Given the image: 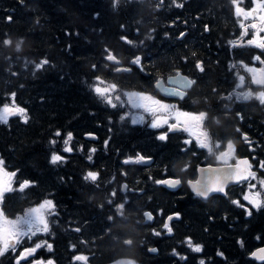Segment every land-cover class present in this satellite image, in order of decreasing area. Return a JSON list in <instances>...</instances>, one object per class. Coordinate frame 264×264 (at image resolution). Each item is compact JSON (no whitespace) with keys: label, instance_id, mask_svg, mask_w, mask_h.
<instances>
[{"label":"trees","instance_id":"obj_1","mask_svg":"<svg viewBox=\"0 0 264 264\" xmlns=\"http://www.w3.org/2000/svg\"><path fill=\"white\" fill-rule=\"evenodd\" d=\"M176 3L118 0L114 6L113 0H0V105L10 103L8 94L15 92V103L29 117L27 123L19 116L0 123V159L7 171L17 172L13 188L24 180L33 182L22 192L7 193L2 206L9 218H15L45 199L53 201L50 231L23 242L24 247L42 241L52 244L51 251L39 249L37 259L82 264L73 257L83 254L88 264L127 259L136 264H264L249 256L264 244V207L248 215L232 203L235 194L230 188L225 196L202 199L184 184L171 191L154 183L168 174L183 180L193 177L201 151L186 148L180 134L172 135L168 143L158 140L154 130L132 123L92 89L95 77L114 75L106 49L125 64L141 57L142 69L135 65L131 74H121L128 78L121 82L125 87L151 91L154 78L181 69L196 77L199 105L189 110L209 112L205 127L213 141L217 134L234 132L239 113L243 123L254 125V162L264 159V107L255 101L234 105L228 98L235 87V63H259L254 57L264 60V49L246 43L249 32L241 39L243 29L231 0ZM185 29L184 37L177 39ZM5 39L13 44L5 46ZM21 39L24 43L17 51L15 44ZM42 59L49 63L36 69ZM197 60L203 62V72L195 67ZM69 132L73 150L64 152ZM86 132L97 133L99 140L85 139ZM238 144L242 145L240 139ZM92 148L94 153L89 152ZM53 152L63 160L53 164ZM137 154L152 157V164L124 163ZM178 161L192 167L180 172ZM89 171L98 173L96 182L84 179ZM256 176L258 183L264 172L257 171ZM120 204L123 215L117 211ZM146 210L154 215L152 222L144 221ZM171 213H179V218L171 222L169 233L163 225ZM186 238L201 245L202 251H192ZM127 239L132 245L123 243ZM148 246L157 247L158 253H149ZM17 255L5 253L0 264H15Z\"/></svg>","mask_w":264,"mask_h":264},{"label":"snow or ice","instance_id":"obj_2","mask_svg":"<svg viewBox=\"0 0 264 264\" xmlns=\"http://www.w3.org/2000/svg\"><path fill=\"white\" fill-rule=\"evenodd\" d=\"M118 3V0H113L114 6ZM173 3H176V0H173ZM235 8V14L237 17H243V20H248L251 18L253 21H258V23L253 22L250 25H246L243 20L240 23L241 29H243L241 33V39L243 36L248 34L249 28L255 30V35L253 39L247 41L249 45H255L260 49H264V0H252V4L254 7L246 10L245 8L240 6L239 0H231ZM160 5H157L159 7ZM177 7H182V4L176 3ZM11 20V17H8ZM208 30V26H205V31ZM185 33L181 32L180 37H183ZM122 40H125L126 43L132 44L133 42L127 40L126 37H121ZM23 40L16 42L15 48L17 51L21 50L23 45ZM233 46L237 44L236 41H230ZM5 46H11L13 41L11 39H5L3 41ZM107 55L105 59L112 64L119 65L121 61L118 56L114 54L112 51L107 50ZM196 54L193 53V56ZM255 60L259 61L262 65H264V60L258 55L254 57ZM49 61L47 59H42L38 63L35 64L36 69L42 68L44 65L48 64ZM132 64L141 65V57L136 56L131 61ZM242 67L246 72L251 73V84L258 85L264 87V67L255 68L249 67L246 64L241 62ZM94 69L96 65L92 66ZM195 67L203 72L204 65L202 61L197 60ZM142 69V65H141ZM115 72H130V68L124 67H113ZM96 83L92 86L93 91L102 98L108 105L112 107H116L115 101H121L120 95L114 94L118 91V85L116 83H109L105 81L102 77H95ZM238 83L236 88H241L245 85V77L243 75H238ZM168 83L170 85H174L171 87H163L164 81L162 79H157L156 87L166 93L167 95L179 96L181 99H184L188 94V90L191 89L197 82L193 79H190L188 76L182 75L179 71L176 72L175 76L168 77ZM215 92L216 90L213 89ZM124 97H126V102L133 109H142L144 113L150 115L153 119L151 122L152 128H162L167 125L168 132L183 130L189 133V136H195L196 143L200 148L207 149L210 156H215V160L217 161V167H213L211 164H208L206 168H200L198 171L201 173V179L199 180H189L188 184L193 189V191L202 197L207 198L209 193L211 192H225V188L229 183H244L245 181L256 180L257 176L254 171H252V165L248 159H238L235 157V144L232 140H228L226 144V148L223 151H219L222 147V143L217 140L213 141L212 133L208 130L205 125L209 120V112L200 111V112H186L181 111L174 104H167L161 99H157L156 96L143 91H130L124 92ZM10 103L6 102L0 105V123H7L10 117L19 116L25 123L28 122V115L25 108L20 107L15 103L16 93L12 92L8 94ZM232 94H229V99ZM237 99L249 100L252 98L258 99L261 105H264V90L259 92H253L252 90L242 91L236 93ZM195 102V101H194ZM239 116V113L237 114ZM242 118V117H241ZM123 119V117H121ZM145 119L144 115H133L132 123H140ZM214 119L215 123L219 125L221 123L220 119ZM175 120V123L171 121ZM237 132L240 131L239 128L236 129ZM57 136L61 135L59 131L56 133ZM91 135V134H89ZM168 138V133H162L158 139L166 140ZM243 139L245 142H249L248 136L246 134L243 135ZM72 140V133L69 132L67 137L64 140L65 148L64 152H71L73 149L70 145ZM51 143L55 144V141H51ZM108 141H105V145H107ZM185 144L191 143V140H185ZM96 151L95 148L89 150L90 153H94ZM218 153V154H217ZM91 155H89L88 159L91 160ZM151 158L145 157L143 155L137 154L135 158L129 157L124 161L125 164L128 163H147ZM63 157L56 152H53L51 156V162L53 164L57 162H61ZM235 160L233 163L232 161ZM181 165L179 167L180 172H184L188 169L189 165L186 162H179ZM260 167L264 168V161H261ZM126 175V173H125ZM17 176L16 171H7L5 168V162L3 159H0V256H3L5 253L18 252V255L15 257V264H28V261L31 259V264H54V261L51 259L44 260L42 258L37 259L36 255L39 249L46 247L49 251L52 250V244L47 243L46 241L42 242H33V246L24 247L23 242L25 240H31L32 237L36 236L37 233H48L50 231V221L48 219L49 216L54 214L55 205L52 200L45 199L43 202L38 203L34 207H29L23 211L22 214L16 215L15 218H9V216L5 213L3 208V201L5 199V195L7 193H11L14 191H24L26 188L32 185V181L24 180L19 183V188H13V180ZM85 180H89L92 182H96L98 179V173L89 171L84 177ZM156 184L168 185L171 187L178 186L181 183L179 178L175 179H165V180H156L154 181ZM127 188V185L123 186ZM259 187L260 190H257ZM264 190V179H259L258 184L249 183L248 184V193L243 196V199L247 201L253 208H261L264 207V198H262V191ZM115 190L112 195H115ZM111 203V201H109ZM233 204H236L239 207H244L243 204L238 200H233ZM124 204H120L117 206V211L120 215H123ZM247 211V210H246ZM248 215H251V211H247ZM144 216L147 220H152V214L150 212H145ZM175 216L178 218L179 213H176ZM109 220H112L113 217H109ZM173 219L172 216L168 217V221ZM166 221L163 225L164 229H166L169 233L172 232V228L169 222ZM75 231L79 232L80 229L77 228ZM159 235L160 233H155ZM188 246L194 252H201L202 246L198 244H194L191 238H186ZM126 245H132L133 241L131 239H127L123 241ZM75 247V245H73ZM22 248V250L18 251V249ZM151 252H156L157 249L152 248L149 249ZM175 252V250H173ZM222 255V253H219ZM251 256L259 261H264V248L257 249L256 251L251 253ZM88 257L80 254L73 257V260L82 262V264H88ZM115 264H136L134 260H118L115 261ZM200 264H204V261H200Z\"/></svg>","mask_w":264,"mask_h":264},{"label":"flooded vegetation","instance_id":"obj_3","mask_svg":"<svg viewBox=\"0 0 264 264\" xmlns=\"http://www.w3.org/2000/svg\"><path fill=\"white\" fill-rule=\"evenodd\" d=\"M132 67H134V66H131V68ZM132 71H133V68H132ZM120 76L121 75H117V76L116 75H111V76H108L107 78H110V80H109L110 83H116L118 85L121 82H123L126 79H128V78H120ZM187 76L189 78H192L193 80H196V77L193 78L192 76H189V75H187ZM154 81L152 82V90H151L152 93L149 92V91H147V90H145V89H140L139 91L148 92V93L156 96L157 99L163 100L165 103L174 104L181 111L190 112L191 110H187V109H190L192 106L194 107V105H199V100H198V97H197V92L194 91V86L195 85L191 89L188 90V94H187V96L184 97V99H181V98H178V97H175V98H171V97L170 98H166V97L161 96L158 93V91H155L156 90L155 87H154L155 90L153 89ZM245 83L248 84L249 82H246L245 81ZM141 88H145V86L141 85ZM242 91L243 90H241L239 92H242ZM239 92H237V93H239ZM243 101H248V100H243ZM239 122H240V124H233V128H234V132L233 133H229V134H225V135H223V134H217L216 135L217 136V139L215 141L219 140L222 143V147H221V149L219 151H223L226 148L227 141L228 140H232L233 143L235 144V149H236V151H235V157L236 158H239L241 156H248V157H251V159H253L252 157H253L254 153H252V152L255 150L254 139H253V134H254L253 131L255 130L254 127H253L254 125L252 123H247V122L243 123L242 121H239ZM147 126H148V128L150 127L151 129H154L155 130V136H156L157 139L164 132H167L168 133V138L166 140H163V141H166V143H168V141H170L172 139V133L171 132H168L167 125H165L162 128H152L150 125H147ZM237 128L240 129L239 132L236 131ZM244 134H246L248 136V139H249L250 143L244 141V139H243V135ZM258 134L261 135V134H263V132L260 131ZM249 136L251 138H249ZM239 139L241 140L242 145H239L238 144V140ZM184 140H191V138H190V136H185ZM262 145L264 146V138H263ZM199 150L201 152H200V155H198V156H200L201 158L198 157V159L195 161L196 164L193 166V169L194 170H195L196 166L197 165H200V164L201 165H204V164H216L217 163V161L215 160V156H210L209 153H208V151H207V149H203V148H200L199 147ZM263 151H264V148H263L262 152ZM193 154L194 155H197V153H193ZM234 161L235 160H233L232 162H234ZM152 162H153V159H152ZM252 165H253V161H252ZM189 166L192 167V165H189ZM259 166H260V162H258V167ZM246 184H247V182L241 183L239 185H235V186L228 187L227 189L230 188V190H233V192L235 194L233 200H238V201H240L241 204L244 205V207H239V206H237L235 204L237 207H239V208H241L243 210L251 211L254 208L252 207V205H250L247 201H245L243 199V195L246 193V191L248 189V186L247 187H244ZM239 191H242L243 192L241 198H239V196H238Z\"/></svg>","mask_w":264,"mask_h":264},{"label":"rangeland","instance_id":"obj_4","mask_svg":"<svg viewBox=\"0 0 264 264\" xmlns=\"http://www.w3.org/2000/svg\"><path fill=\"white\" fill-rule=\"evenodd\" d=\"M250 0H239V2H240V6L241 7H243V8H245L246 10H248V9H251L252 7H254V5L251 3V4H247L248 2H249ZM239 19H240V23H241V21L243 20V17H239ZM243 22L245 23V24H251V23H253V22H256V23H258V21H253V20H251V18H249L248 20H243ZM254 35H255V30H253V36H251L250 38H248L247 39V41L248 40H250V39H253V37H254ZM262 35H264V34H262ZM249 67H255V68H257V69H259V68H262L261 66H255V65H249ZM264 67V66H263ZM250 74V79H251V73H249ZM246 91H248V90H246ZM253 92H259V91H261V90H252ZM124 92H127V91H124ZM123 92V93H124ZM128 92H130V91H128ZM123 93H120L119 91H117L115 94H114V96L115 95H120L121 96V101H115V99L113 100V102L114 103H116V105L117 106H119V107H122V108H125L126 109V111L127 112H124V117H126V116H130L131 117V120H132V117H133V115H137V116H139V115H144V117H145V119H144V121L143 122H140V123H145V125H151V122H152V117L150 116V115H148L147 113H144L143 112V110L142 109H133V108H131V106L130 105H128L126 102H124V101H126V97H124V95H123ZM167 104H169V103H167ZM174 122H175V120H173ZM164 127V126H163ZM193 137H195V136H193ZM253 184H258V183H256V182H252ZM248 186V185H247ZM246 186V187H247ZM257 190H260L259 189V187L257 188ZM262 191V194L264 195V190H261ZM248 193V189H247V191H246V193L245 194H247ZM244 194V195H245ZM243 195V196H244Z\"/></svg>","mask_w":264,"mask_h":264},{"label":"water","instance_id":"obj_5","mask_svg":"<svg viewBox=\"0 0 264 264\" xmlns=\"http://www.w3.org/2000/svg\"><path fill=\"white\" fill-rule=\"evenodd\" d=\"M183 75V74H182ZM171 76H175V74L174 75H171ZM184 76H186V75H184ZM169 77V76H168ZM168 77L166 78V82L168 83ZM155 86H156V83H155ZM171 86H174V85H170L169 83H168V85H165V84H163V87H171ZM157 88V87H156ZM158 89V88H157ZM159 91H160V93L161 94H163L164 96H168V97H173L172 95H167L166 93H164L163 91H161L160 89H158ZM89 134H91V135H89ZM85 136V138H87V139H94V140H96L97 139V136L95 135V134H93V133H87V134H85L84 135ZM248 159L247 157H244V158H240V159ZM249 160V159H248ZM150 161H151V159L147 162V163H144V164H149L150 163ZM250 162V161H249ZM208 165H206V166H198V169H200V168H206ZM217 166H219V165H217ZM217 166H213V167H217ZM198 169H197V171H198ZM252 170V169H251ZM166 179H175V178H172V177H169V178H166ZM199 179H201V173L198 171V176H197V178L195 179V180H199ZM165 180V179H164ZM195 180H193V181H195ZM188 184V183H187ZM231 184H236V183H229L228 185H231ZM181 184H179L178 186H175V187H171V186H168V185H165L168 189H171V190H174V189H177L179 186H180ZM227 185V186H228ZM226 186V187H227ZM188 187H189V189L193 192V193H195L194 191H193V189L190 187V185L188 184ZM123 189H124V187H123ZM226 189V188H225ZM214 193H218V194H224L225 192H223V193H221V192H211V193H209V195H208V197L210 196V195H212V194H214ZM202 197V196H201ZM203 198H205V197H203ZM148 212V211H147ZM153 217V216H152ZM170 217V216H169ZM172 217L173 218H175V215H172ZM145 219H146V217H145ZM147 220V219H146ZM167 220H168V218H167ZM152 248H155V249H157L156 247H149L148 248V251H149V249H152ZM260 248H264V246H261V247H258V248H256V249H254L252 252H254V251H256L257 249H260ZM149 252H151V251H149ZM151 253H157V251L156 252H151ZM250 256H251V254H250ZM252 257V256H251ZM252 258H254V257H252Z\"/></svg>","mask_w":264,"mask_h":264},{"label":"bare ground","instance_id":"obj_6","mask_svg":"<svg viewBox=\"0 0 264 264\" xmlns=\"http://www.w3.org/2000/svg\"><path fill=\"white\" fill-rule=\"evenodd\" d=\"M157 3V2H156ZM163 9V8H162ZM158 169V168H157ZM169 175V174H168ZM171 175V174H170ZM150 211V210H149Z\"/></svg>","mask_w":264,"mask_h":264}]
</instances>
